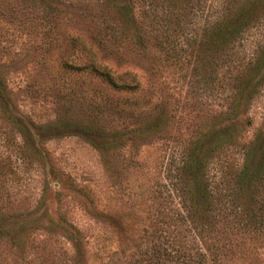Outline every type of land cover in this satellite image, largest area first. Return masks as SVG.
Returning <instances> with one entry per match:
<instances>
[{
    "label": "rangeland",
    "instance_id": "rangeland-1",
    "mask_svg": "<svg viewBox=\"0 0 264 264\" xmlns=\"http://www.w3.org/2000/svg\"><path fill=\"white\" fill-rule=\"evenodd\" d=\"M202 2L200 13L176 0H130L128 23L110 0H0V79L9 99L5 113L0 108V160L12 186L0 199V264H73L77 230L88 264L135 252L134 242L148 231L155 183H168L181 150L196 139H216L224 121L226 84L210 90L204 79L196 82L202 75L193 52L206 14L235 0ZM256 35L261 41L264 27ZM244 38L230 61L217 54L214 79L240 72L257 46ZM166 41L185 50L175 65ZM67 57L128 73L139 90L118 92L72 73L62 64ZM244 110L226 153L232 171L241 165V145L264 132V87ZM8 114L21 121L25 142ZM211 169L220 181L218 166ZM255 246L251 264L255 257L264 264V239Z\"/></svg>",
    "mask_w": 264,
    "mask_h": 264
},
{
    "label": "trees",
    "instance_id": "trees-1",
    "mask_svg": "<svg viewBox=\"0 0 264 264\" xmlns=\"http://www.w3.org/2000/svg\"><path fill=\"white\" fill-rule=\"evenodd\" d=\"M110 1L117 4L119 16L130 23L133 16L130 0ZM202 1L176 0L186 3L182 10L189 7L192 12L195 8H201L200 13L205 11ZM188 3L190 5L187 6ZM171 6L173 3L169 2L167 10H173ZM225 9L223 12L207 11L198 43L200 50L193 52L194 69L202 75L196 82L204 79L205 86L210 90L222 83L227 87L225 104L220 112L224 121L214 131L218 136L216 139H196L181 150L178 162L173 161L168 170L172 168V173L167 176L169 182L154 185L153 200L148 211V231L137 243L134 242L135 252L127 255L131 250L116 251L118 258L112 260L113 252L106 264H251L257 252L256 243L264 239V132H258L254 139L241 145L243 157L238 169L232 171L229 156H226L229 147L234 144L233 131L238 118L244 115L245 107L264 87V36L258 41L256 35L264 27V0H235ZM210 17L214 19L210 20ZM185 30L183 26L179 34L185 36ZM244 36V41L256 43L257 46L244 59L246 62L240 72L228 74V79H214L212 68L216 65L217 54L223 52L225 59L230 61L237 42L243 41ZM166 43L170 51L173 49L168 54L175 65L185 50L182 45L176 49L168 45V41ZM201 52L207 56L202 57ZM69 58L63 60L62 64L72 73L94 76L118 92L139 90V83L134 80L127 82L128 73H112L93 61L75 64ZM208 70L209 74L205 75ZM3 88L0 79V108L5 113L9 99H6ZM7 120L16 126L25 142L21 121L11 114H8ZM248 122L246 118L242 123ZM67 126L70 128V125ZM76 128L86 134L90 131L88 125H77ZM207 135H210V131L203 137ZM223 154L224 161L219 159V155ZM214 163L220 170V181H216V178L213 180L211 175ZM6 169L8 167L1 159L0 199L4 194L8 198L12 188L6 177ZM226 177L230 179L226 180ZM0 220L1 244L4 237L1 215ZM75 236L77 242L74 244L73 264H88L78 230ZM256 258L252 264H260ZM97 260L96 264H101L102 259Z\"/></svg>",
    "mask_w": 264,
    "mask_h": 264
}]
</instances>
